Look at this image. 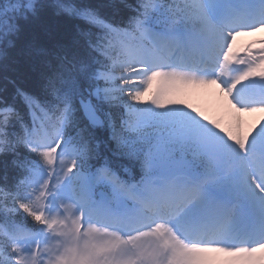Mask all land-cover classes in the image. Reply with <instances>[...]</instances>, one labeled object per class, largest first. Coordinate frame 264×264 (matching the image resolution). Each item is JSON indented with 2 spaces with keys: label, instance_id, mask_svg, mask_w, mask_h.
<instances>
[{
  "label": "snow or ice",
  "instance_id": "1",
  "mask_svg": "<svg viewBox=\"0 0 264 264\" xmlns=\"http://www.w3.org/2000/svg\"><path fill=\"white\" fill-rule=\"evenodd\" d=\"M262 29L264 0H0V264H264ZM213 87L228 124L184 99Z\"/></svg>",
  "mask_w": 264,
  "mask_h": 264
},
{
  "label": "rangeland",
  "instance_id": "2",
  "mask_svg": "<svg viewBox=\"0 0 264 264\" xmlns=\"http://www.w3.org/2000/svg\"><path fill=\"white\" fill-rule=\"evenodd\" d=\"M243 44V41L238 42ZM154 87H159L156 85ZM187 103H190L198 111H202L210 119H216L222 121L224 124H228L231 119V113L228 105L223 100L222 94L216 88L200 89L188 94L185 98ZM264 119V114L252 116L250 118L245 117L246 126L254 128L257 123Z\"/></svg>",
  "mask_w": 264,
  "mask_h": 264
},
{
  "label": "trees",
  "instance_id": "3",
  "mask_svg": "<svg viewBox=\"0 0 264 264\" xmlns=\"http://www.w3.org/2000/svg\"><path fill=\"white\" fill-rule=\"evenodd\" d=\"M136 0H129V3L135 4ZM0 171H2V165H0ZM10 175H13V173L10 170Z\"/></svg>",
  "mask_w": 264,
  "mask_h": 264
}]
</instances>
